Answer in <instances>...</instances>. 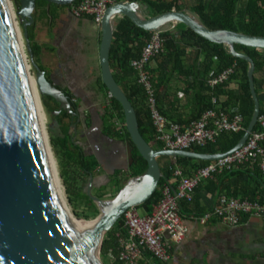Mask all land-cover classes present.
<instances>
[{"label":"water","instance_id":"water-1","mask_svg":"<svg viewBox=\"0 0 264 264\" xmlns=\"http://www.w3.org/2000/svg\"><path fill=\"white\" fill-rule=\"evenodd\" d=\"M34 1L19 0V6L14 7L11 0H0V264H100L94 254L100 259L105 234L126 210L144 204L157 190L162 177L159 157L214 161L245 144L257 124L260 103L254 83L255 63L246 54L236 51L235 45L264 49V37L209 29L188 10L146 17L136 1L121 0L108 7L100 27L96 25L100 30V77L109 96L121 104L124 125L131 142L146 160L147 169L143 174L128 178L111 199L92 195L94 184L90 176L86 194L96 205L99 220L95 225L88 223L80 228L59 184L57 161L51 145L49 153L32 97L30 77L35 81L40 99L41 96L50 97L60 104V109L75 115L68 96L34 60L27 31L34 22ZM72 1L55 2L71 4ZM122 16L129 17L148 32L162 31L171 24H184L203 38L222 44L230 55L248 63L247 77L254 110L244 134L232 149L210 154L157 148L145 141L139 131L135 109L110 67V48L116 24ZM23 54L30 62L29 69ZM31 69L35 75L31 74Z\"/></svg>","mask_w":264,"mask_h":264},{"label":"trees","instance_id":"trees-1","mask_svg":"<svg viewBox=\"0 0 264 264\" xmlns=\"http://www.w3.org/2000/svg\"><path fill=\"white\" fill-rule=\"evenodd\" d=\"M56 0H35L34 5L39 10L35 16L32 12L34 22L28 26V38L31 44L34 60L38 66L39 58L43 49L35 36V29L38 22H46L50 31L53 30L55 22L60 14L59 10H51L50 2ZM79 0H73L71 4ZM140 4L143 14L156 17L169 11L188 10L209 29H224L234 32H240L251 36L264 37V0H130ZM16 7L19 6V0H15ZM71 4L66 5L69 9ZM174 30L165 29L160 32L164 38L163 49L155 58L156 66L146 67V72L150 77L154 87L158 110L167 120L176 122L164 109V99L169 90V86L174 79L186 81L185 91L192 95V107L194 115L191 121L198 120L202 113L213 107L212 98H217L219 105L225 109L232 102L237 106L244 118V128L246 129L254 110V100L250 92L249 81L247 77L248 63L245 60L236 58L227 52L222 44L213 43L199 34L195 33L184 24L176 23ZM152 32H148L138 27L129 17L119 18L114 37L110 48V67L113 76L119 86L125 92L127 98L133 105L139 131L146 142L153 147L164 148V145L156 140V132L151 119V114L146 103L147 95L144 86L137 81L135 70L131 67V60L140 58L143 47L151 37ZM189 49L193 52L189 53ZM238 52L244 53L253 59L255 63L254 83L257 82L256 74L264 75V49H257L235 45ZM235 64V72L225 82L211 87L209 82L226 68ZM47 76L48 72L46 71ZM231 80L238 81V91L228 90V84ZM98 85L106 98V108L104 109V132L110 137L118 138L130 146L131 163L127 171L123 174V179L143 174L147 169L146 160L140 155L136 147L131 142L129 133L124 125V114L121 104L109 96L108 90L98 78ZM75 112L79 106V101L75 99L70 92L63 91ZM226 96V102H220V97ZM44 104H48L52 98L42 96ZM55 102V101H54ZM228 104V105H227ZM58 105V104H56ZM234 107V106H230ZM58 110V108H57ZM264 110L260 108V114ZM53 115V114H52ZM56 119L60 126L61 135L51 137V144L57 159L60 177L66 188L67 197L70 203H81L85 205L86 214L84 218H89L92 214L99 213L96 205L86 194L85 186L89 177L97 173L100 168L99 160L92 155H87L75 144L70 133V126L63 123L64 117L72 116L66 112H58ZM122 124V126L119 125ZM177 123V122H176ZM258 129V124L254 130ZM244 131L229 132L224 131L213 142H208L204 146H192L191 151L200 153H218L227 152L232 149L240 140ZM264 147V142H262ZM162 171V177L159 186L151 198L141 206L144 207L146 214H150L162 197V186L166 183L177 186V178L174 177V170L179 167L183 174L192 176L196 170L205 167L211 161H203L185 157L170 158L161 156L158 159ZM118 173L113 178V186L122 183L118 178ZM250 178V182L245 178ZM87 187V186H86ZM203 187L214 195H226L245 199L248 201H257L264 203V171L258 165H247L245 168H230L221 173L214 174L207 180H203L195 189L194 198L191 202L182 201L180 204L181 214L184 211L191 214L193 209L199 208L197 192ZM102 187L97 190H104ZM103 196V195H102ZM98 196L99 198H103ZM77 214V213H76ZM245 215V214H244ZM242 216V215H241ZM127 230L123 227L122 218L105 234L100 255L102 258L111 254L112 264H124L117 259L120 249V240L126 238ZM144 259L139 260L137 264H148L152 259L149 252H144Z\"/></svg>","mask_w":264,"mask_h":264},{"label":"built area","instance_id":"built-area-1","mask_svg":"<svg viewBox=\"0 0 264 264\" xmlns=\"http://www.w3.org/2000/svg\"><path fill=\"white\" fill-rule=\"evenodd\" d=\"M121 0H79L69 7L73 17H89L100 27L106 10ZM161 31L152 32L151 37L142 49L139 59L131 60L137 81L144 86L151 119L156 132V140L165 149L189 150L192 146H204L213 142L221 132L245 131L244 118L236 108L229 110L219 105L217 98H212L213 107L202 113L198 120L182 125L171 122L160 113L157 107L154 87L146 72V67L154 63L163 49L164 38ZM235 64L223 70L209 82L211 87L227 81L235 72ZM258 129L253 130L245 144L230 155L211 161L199 168L192 176L183 174L179 167L174 170L177 186L166 183L162 186V197L153 206L150 214L140 216L136 207L126 210L122 216L123 227L127 230L126 238L120 240L117 259L124 264H137L143 260L144 252H149L152 259L148 264H167L171 260V250L181 243L187 235L188 228L180 211L182 201L191 202L196 187L214 174L230 169L235 165L258 164L264 169V113L258 117ZM122 126L121 123H119ZM242 214L259 215L264 218V203L219 195L212 208L200 221L205 222L211 216L228 225L240 222ZM110 256L113 257L111 254Z\"/></svg>","mask_w":264,"mask_h":264},{"label":"crops","instance_id":"crops-1","mask_svg":"<svg viewBox=\"0 0 264 264\" xmlns=\"http://www.w3.org/2000/svg\"><path fill=\"white\" fill-rule=\"evenodd\" d=\"M57 21L60 23V30L56 38H62L60 35L67 30L69 23L72 24V31L75 30L74 27H78L80 35L76 43L68 42V46H65L62 42L55 44L41 40L35 32L37 42L43 47L39 64L48 74L55 77L57 83L70 92L75 100L81 103H96L104 95L98 85L100 30L91 18L73 17L68 10L60 13ZM51 32L49 29V33ZM48 52L57 54L55 62L47 57ZM188 52L193 50L189 49ZM256 79L255 90L260 108L264 110V75L258 73ZM185 83L186 81L174 79L164 99V109L173 120L182 125L189 123L194 115L192 95L186 93ZM227 88L238 91V81L231 80ZM226 100V96L220 97L221 103ZM229 105L234 107L228 106L225 109H237L238 106L232 102ZM247 165L250 164L235 165L233 168H245ZM245 180L250 182L249 177ZM197 197L199 208L193 209L191 214L185 211L182 214L188 232L184 240L172 248L171 260L167 264H264V218L242 214L240 222L236 225L222 223L214 216L201 222V216L212 208L217 195L201 187Z\"/></svg>","mask_w":264,"mask_h":264},{"label":"flooded vegetation","instance_id":"flooded-vegetation-1","mask_svg":"<svg viewBox=\"0 0 264 264\" xmlns=\"http://www.w3.org/2000/svg\"><path fill=\"white\" fill-rule=\"evenodd\" d=\"M69 11V9H68ZM49 78L54 81L57 87L65 91V88L57 83L52 75ZM74 101H77L73 99ZM58 112H66L60 109V104L55 101ZM80 103L79 108L74 112L72 119L63 118V123L70 126L72 139L85 154L95 156L100 162V168L93 177V189H100L106 185L113 184V178L118 173V178L123 179V174L128 170L131 163L130 146L128 143L104 132V109L106 98L103 95L96 103ZM67 113V112H66ZM68 114V113H67ZM90 178V177H89Z\"/></svg>","mask_w":264,"mask_h":264},{"label":"rangeland","instance_id":"rangeland-1","mask_svg":"<svg viewBox=\"0 0 264 264\" xmlns=\"http://www.w3.org/2000/svg\"><path fill=\"white\" fill-rule=\"evenodd\" d=\"M11 1L14 3V7H16L15 0H11ZM49 6L51 7L52 11L59 10L60 13L67 12V10H68L66 5H63V4L58 3V2H50ZM37 8H36V5H34L32 8V12H33V14H35V16L39 13V10ZM149 16L150 15H146V17H149ZM56 23H57L56 27H54L52 32L49 33L48 25L45 22H41V21L38 22L36 29H35V32L38 34V38L41 40H47L48 42L55 43V44H60L62 42L65 44V46H68L67 45L68 42L69 43L70 42L76 43V40L78 39V36L80 35L79 32L77 31L78 27L77 26L74 27L75 30L72 31L73 30V28L71 26L72 24L70 25V23H69L67 30L65 32L61 33V35H60L62 37L61 38L62 40H61L60 37L56 38L58 36L57 35L58 30H60L59 29L60 28L59 21H57ZM166 28L170 29V30H174L175 27L173 24H171V25H168ZM21 31H22V29H21ZM81 37H79V38H81ZM79 40H81V39H79ZM47 57L50 60H52L53 62H55L57 60V54H55V53L48 52ZM28 63H30V62H28ZM30 71H31L32 75H35V72L33 69H31ZM41 102H42L43 109H44V112L46 115V130L48 133L49 142L51 145L53 155L56 159V156L54 154L53 147L51 144V137L56 136V135H61L60 126L57 125L56 119L53 117V115L57 116V114H58L57 106H56V103L54 101H52L51 99H49L48 104L45 105L43 102L42 96H41ZM71 134H72V131H71ZM74 140H76V138H74ZM56 161H57V159H56ZM57 167H58V163H57ZM58 172H59V167H58ZM59 176H60V172H59ZM125 182H126V180L123 179L122 183L119 185H116V186H113L111 184L106 185L104 190H97L94 188V189H92V195H94V196H102L103 195L102 199H111L117 194V192L119 191V189L123 186V184ZM60 183L62 185V190H63L64 196L66 198V201L68 203V206L71 210L73 217L80 218L83 221H87V220L90 221V220L95 219L97 217V215L99 213L97 215L92 214L89 218H84L83 215L86 214L85 212L87 211L85 208V205L81 204V203H75L72 205L70 203L68 197H67L66 188L64 186V183H63V180L61 177H60ZM86 186H85V189H86ZM136 209H137V212L140 216H144L146 214V211H145L143 206L140 205V206L136 207ZM99 258L100 259L98 261H100L99 262L100 264H112V262H113V258L110 256V254L105 256L104 258H102L101 255H99Z\"/></svg>","mask_w":264,"mask_h":264},{"label":"bare ground","instance_id":"bare-ground-1","mask_svg":"<svg viewBox=\"0 0 264 264\" xmlns=\"http://www.w3.org/2000/svg\"><path fill=\"white\" fill-rule=\"evenodd\" d=\"M8 4L10 6V1H9ZM11 11H12V8H11ZM12 18H14V14H12ZM16 34H17V38H18V41L20 43V46L22 48V42H21L19 31H18L17 28H16ZM23 57L25 58L24 54H23ZM25 63H26L25 64L26 68L29 69L27 58H25ZM29 81H30V85H31L32 97H33V100H34V104H35V108H36L37 115H38V118H39V122H40L42 131H43L46 143H47V147H48V150H49L50 142H49V137H48V133H47V130H46V115H45V112H44V109H43V105H42L41 99H40L39 94L37 92V87H36L35 81L31 77L29 78ZM49 153H50V150H49ZM50 156H51V154H50ZM51 159H52V156H51ZM57 178H58V175H57ZM58 181H59V184H60L61 189H62V185L60 183L59 178H58ZM97 217H98V215H97ZM97 217L95 219L90 220V221H88V220L87 221H83L82 219L81 220H77L78 218H76V217H73V218L76 220V222L78 223L79 227L81 228L82 226H85L88 223L95 225L98 222V220H99ZM94 256H95V258L97 260H99L96 254H94Z\"/></svg>","mask_w":264,"mask_h":264}]
</instances>
